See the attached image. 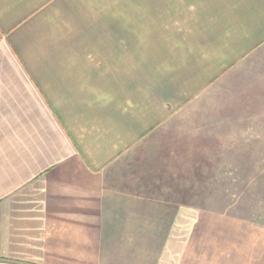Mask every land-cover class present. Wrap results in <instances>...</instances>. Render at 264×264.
Masks as SVG:
<instances>
[{"label": "crops", "instance_id": "1", "mask_svg": "<svg viewBox=\"0 0 264 264\" xmlns=\"http://www.w3.org/2000/svg\"><path fill=\"white\" fill-rule=\"evenodd\" d=\"M255 61L264 0H0V264H185L201 213L121 158Z\"/></svg>", "mask_w": 264, "mask_h": 264}, {"label": "rangeland", "instance_id": "2", "mask_svg": "<svg viewBox=\"0 0 264 264\" xmlns=\"http://www.w3.org/2000/svg\"><path fill=\"white\" fill-rule=\"evenodd\" d=\"M259 74L256 61L233 71L121 158L117 176L131 183L128 188L184 202L201 213L187 241L185 264L212 259L257 264V241L264 231V80Z\"/></svg>", "mask_w": 264, "mask_h": 264}]
</instances>
